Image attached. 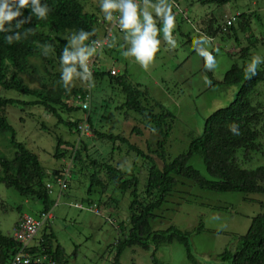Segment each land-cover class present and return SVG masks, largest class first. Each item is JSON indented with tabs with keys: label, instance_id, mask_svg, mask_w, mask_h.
Returning a JSON list of instances; mask_svg holds the SVG:
<instances>
[{
	"label": "trees",
	"instance_id": "16d2710c",
	"mask_svg": "<svg viewBox=\"0 0 264 264\" xmlns=\"http://www.w3.org/2000/svg\"><path fill=\"white\" fill-rule=\"evenodd\" d=\"M94 1L100 3V0H41L52 9L46 19H39L33 15L30 23L23 24L18 29L15 28L16 21L11 22L14 31L22 34L20 40L9 44L6 35L12 33L0 31V86L33 97L31 101L23 102L0 95V135L4 136L10 147L15 150L12 157L4 156L0 152V185L15 190L28 203H39L42 207L39 211L40 216L53 212L56 201L49 193L47 184H52L48 183L51 177L56 183L60 170L47 172L40 157L18 140L15 128L5 115L7 107L16 104L42 107L58 120V124H55L56 129L64 125L68 132L76 137L73 141H66L63 136L57 135L54 154L56 159H63L67 161L66 164L69 162L72 164L65 191H72L73 185H76L78 191L85 192L87 196L84 200L86 203L81 202L82 208L76 207V203L72 206L80 211L86 210L102 215L105 221L115 225L112 212L118 208L120 202L113 193L119 191L123 195L126 193L130 195L129 216L127 221H123L118 227L120 236L116 242L113 263L121 264V255L127 248L140 247L157 252L162 246L174 242L183 245L188 259L196 263L191 241L192 232L183 231L176 226L155 230L152 227V220L159 217L157 212L177 192L180 179L191 180L200 189L217 193L264 195V165L255 169L243 168L244 163L256 158L254 155L264 157V63L258 64L257 74L251 78L245 74L249 63L244 62L243 57L239 59L243 63L239 64L237 60L222 79H216L211 72L205 71V78L211 81L213 86L217 84L239 86V90L229 105L204 118L202 131L197 133L188 130L186 136L190 143L187 151L168 161L165 147L176 125V116L169 108L150 100L148 93L143 90L144 85L130 78L128 68H124V72L113 73L99 66L95 70L93 87L99 86L107 78L114 89L111 96L118 99L115 109L126 113V121L130 119L135 121L136 126L130 133L138 138L146 133L156 135V149L151 148L150 143L143 149L139 144L132 143L126 138L124 133L107 134L95 127L91 123L90 111L77 106L74 99L77 94L82 98L89 91V88H86L87 82L81 80V86L73 82L68 89L63 86L60 56L68 43L65 37L71 36L79 29L89 32L95 30V35L85 42L90 44L93 40L107 35L111 21L105 20L100 6ZM238 1L245 0H197L207 9L210 8L207 29L212 27V32L207 33L209 36L214 37L218 32L219 10L226 4ZM175 2L179 3L180 0ZM172 10L176 19L175 11L181 9L176 7ZM22 11L23 16L19 19L31 14L30 9ZM116 14L118 13H114V19ZM263 15L264 13L260 15L258 11L242 14L239 24L231 28L232 35L235 36L238 31L243 30L244 22L248 23L251 17L260 19ZM9 26L5 24V28ZM161 27L160 23L158 28ZM29 29H32L34 34L29 33L25 37L23 34ZM181 31V25H178L176 30L174 28L173 38L176 39L177 45L188 44L187 38L191 35L185 34L187 38L184 39ZM161 33L162 31L158 37L160 40ZM125 35V32L118 33L110 40L104 52L109 59L118 62L117 60L121 59L119 54L130 47L124 39ZM178 36L183 43H179ZM117 40L123 41V47L121 46L123 51L119 48ZM253 43L264 46V40L259 38H254ZM45 44H51L54 48L47 56L43 54L41 47ZM249 51L250 47L240 48L239 54L250 55ZM34 60L41 62L44 71L47 72L50 87L46 82L40 89L31 88L26 83L25 77L36 71ZM98 60L100 62V58ZM70 98L73 99L66 101ZM76 111H82L84 119H75L73 113ZM234 123L238 126V135L230 131ZM87 124L93 132L92 137H86L80 129V126L85 127ZM43 127L46 125L43 124ZM75 144L77 150L73 152ZM110 144L111 151L102 153V147L108 148ZM116 152L122 156L116 159L114 155ZM196 155L203 160L208 177L202 175L190 163ZM143 177L145 185L139 190ZM66 196L71 199L69 193ZM92 206L95 207L91 208ZM14 208L0 193V211L7 213ZM105 211L107 216L104 214ZM21 215L20 218L23 219L26 214ZM19 224L16 223L14 228ZM49 228L50 220L41 230L42 238L39 239L37 235L34 237L29 253L31 256H46V262L52 260L57 264H67L64 248L56 235L48 231ZM203 230L204 227L201 226L196 232ZM21 247L13 236L0 234V264H6L8 261L13 264L14 257ZM218 261V264H264V213L253 218L247 233L237 236L235 246L220 253ZM46 262L43 264H47Z\"/></svg>",
	"mask_w": 264,
	"mask_h": 264
},
{
	"label": "rangeland",
	"instance_id": "374dc122",
	"mask_svg": "<svg viewBox=\"0 0 264 264\" xmlns=\"http://www.w3.org/2000/svg\"><path fill=\"white\" fill-rule=\"evenodd\" d=\"M185 5L190 4V16L198 18L204 16L205 5L196 1L184 0ZM94 3L100 6L98 1ZM193 4H197L193 6ZM239 6H249L252 11L264 13V0L238 1ZM184 4H182L183 6ZM193 9V10H192ZM239 9H242L241 7ZM152 11L151 9H149ZM175 30L181 25L182 33L188 34L192 25L183 20L179 11L175 13ZM221 13V15H223ZM153 15L155 13L153 12ZM197 19V20H198ZM158 27V24H157ZM255 38L264 40V15L258 19L252 17L246 28ZM161 33V46L156 58L149 68L145 70L134 57L119 54L121 59L113 61L105 53L100 54L99 66L117 71L128 68L130 78L141 85L148 93L150 100L157 101L173 111L176 116V125L167 141L165 153L168 161L187 151L190 139L186 136L188 130L199 133L203 129V121L216 110L229 105L235 98L239 86H213L212 82L207 84L203 69L211 72L216 79H222L234 65V60L225 52L229 51L231 45L225 50L214 45H205L208 51L215 57V67L208 70L205 67V60L198 53H191L193 46L185 43L182 48L179 44L173 48L168 45ZM193 39L200 36L191 31ZM240 42L250 47V53H256L264 61V46L255 45L254 39L250 42L244 39L245 33L241 31ZM245 40V41H244ZM119 48L123 47V41L117 40ZM179 43H183L178 36ZM122 50V49H121ZM123 51V50H122ZM214 51V53H213ZM233 52L232 49L230 53ZM117 55V53H115ZM36 71L25 77L26 83L31 88L40 89L44 82L51 84L48 74L39 61H33ZM104 68V67H103ZM104 68V69H106ZM217 81V80H216ZM82 81L76 79L75 85L81 86ZM117 91V90H115ZM114 89L106 78L99 86H92V97L90 102L91 123L102 132L107 134H122L129 138L132 143H137L143 149L150 143L151 148H157V137L152 133L138 138L130 133L136 126L135 121H126V113L119 112L115 97L111 94ZM118 92V91H117ZM0 95L6 98L29 102L33 97L23 95L15 90L4 89L0 86ZM5 115L17 132V138L27 147L36 153L47 170L62 169L66 160L54 157L57 142L56 136H63L66 141H73L76 137L70 134L64 125L55 128L58 120L50 115L42 107H28L22 104L8 106ZM130 116V115H129ZM75 119H84L82 111L73 113ZM43 124L46 127H43ZM93 134V132H92ZM111 146V148H110ZM11 148L7 139L0 135V152L7 157H12L15 150ZM112 145L103 146L101 152L111 151ZM119 152H116L117 159ZM243 164L245 169H255L264 165V157H257ZM202 175L208 177L203 160L196 155L190 162ZM131 164V163H129ZM146 174V172H144ZM144 175V174H143ZM48 183H53L54 193L52 198L56 201L52 218L50 219L52 231L66 253L67 264H114L113 258L116 249V242L120 236L118 227L129 216V204L131 201L129 193L114 192L119 200L118 208L113 211L112 220L115 225L105 221L102 215L90 211H80L72 206L76 202H85V192L78 191L73 185L72 191H65L59 199V188L51 177ZM88 185V182H86ZM145 185V178H141L139 190ZM0 193L5 197L6 202L15 207L9 212L0 214V234L14 237L15 224L21 223L23 214L38 217L41 205L39 203H28L15 190L0 185ZM71 195L69 199L66 195ZM86 203V202H85ZM19 207L22 211L19 212ZM264 213V195H245L239 192L217 193L200 189L194 182L187 179H180L177 192L169 198V201L157 212L159 217L152 220V227L155 230H165L176 226L183 231L192 232V246L197 262L193 263L187 257L183 245L174 242L171 245L162 246L155 252L153 249L144 250L140 247L127 248L121 255V264H218V255L226 248L235 246L237 236L247 233L252 220L258 214ZM107 216V211L104 213ZM204 227L201 232H196L199 227ZM43 231L38 234L42 238ZM6 264H12L8 261Z\"/></svg>",
	"mask_w": 264,
	"mask_h": 264
},
{
	"label": "clouds",
	"instance_id": "9594fccd",
	"mask_svg": "<svg viewBox=\"0 0 264 264\" xmlns=\"http://www.w3.org/2000/svg\"><path fill=\"white\" fill-rule=\"evenodd\" d=\"M188 1L197 2V0ZM182 4L184 5L182 6ZM195 5L193 4V6ZM176 7L181 9L179 11L182 14L181 18L194 27L188 32V34H190L191 31H194L195 34L200 36L198 39L194 40L192 35L190 37L186 34L188 36L187 38L185 37V33H182L181 31L183 38L185 37L189 39L188 44L193 46L191 53L193 55L198 53L202 56L203 60H205V67L208 70L213 69L216 64L215 57L208 51L207 47H205V45H210V43H212L214 48L219 47L222 50H225L228 45H231L232 47L229 48V51L225 50V52L234 60V63L243 57L244 62L246 61L249 63L245 69L246 76L251 78V76H255L257 74L258 64L264 63V61L261 62V57H259L256 53H250V55H245V53H243V55L239 54L240 48L245 49L249 47L246 46L245 42H240L239 38H241V36L239 33L243 31L245 33L244 39L248 42L255 38L246 29L252 17L248 23L244 22L245 25L243 30L238 31L235 36L231 33L232 26H237V24H239L242 14H250L252 10L249 6H239L238 3H229L224 5L219 10L220 16H217L219 19V23L217 25L218 32L214 37H211L207 34L208 32H212V27L207 29L209 27L207 20L211 15L210 8L203 10L205 15L199 16L198 19L197 17L194 18L189 15L191 13V7L190 4L185 5L184 0H180L179 3L175 2V0H100V9L104 13L105 20L111 21L107 35L105 34L106 36L103 35L102 38L93 40L90 44H86L85 42L88 41L90 37L95 35V30L89 32L84 29H79L78 31L73 32L71 36L65 37L68 40V43L64 47L60 56V62L62 65L61 81L65 89H68L71 85H73V82L76 79L87 82L86 88L88 87L89 91L82 98L81 96H78L79 94H77L78 97H73L76 104L79 98L84 100L87 95H90L91 102L94 74L100 63L98 62V59L100 58V54L105 52V48H107L110 40L114 39L118 33L125 32L126 35L124 39L127 44L130 45L127 51L123 53L124 56L134 57L145 70H147L149 65L154 62L156 54L160 50L161 40L158 37L161 31L164 34V41L171 47L175 48L176 39L172 36V31L175 28V15L173 14L172 9ZM240 7L242 9H239ZM24 9H30L31 14L26 18L19 19L23 16L22 10ZM51 11L52 9L48 6V4L42 3L41 0H0V31L12 33L10 35H6L7 43L11 44L13 41H18L22 37V34L19 31H14L11 26V22L16 21L15 28L18 29L23 24L30 23L33 15L39 19H46ZM153 12L155 15H153ZM223 12L224 14L221 15ZM114 13H118L115 15V19ZM6 23L10 25L8 28H5ZM160 23L162 24V27L158 28L157 24L159 25ZM29 33L34 34L33 30L29 29L28 32L23 35L26 37ZM184 45L185 44H180L182 48H184ZM41 47L45 56H47L50 51H54L51 44H45ZM231 49L233 52L230 53ZM242 63L243 61L239 60V64ZM103 67L106 68L105 66ZM106 70L111 71L110 67L106 68ZM202 71L205 72L207 70L203 69ZM111 72L114 73L119 71L115 69ZM202 77L205 78L204 75ZM205 82L207 84L211 83V81H208L207 78H205ZM73 98L67 99L66 101ZM77 106L80 105L77 104ZM90 109L91 108L89 107L88 110L90 111ZM87 126L89 127V134L84 135L86 137H92L93 134L90 125L87 124ZM230 131H232L233 134H239L238 126L235 123L231 126ZM76 150L77 147L75 144L73 152ZM69 165L71 171V162L67 163L62 169L67 168ZM62 169L59 170L61 171ZM58 188L60 199L66 189L62 190L59 185ZM47 189L50 194H53V183L51 184L50 189L47 184ZM76 204L82 206L81 202H76ZM93 207L95 206H92L91 208ZM48 215H50V218H48ZM25 216L29 215L26 214ZM43 216L46 220L40 231L45 227L47 221L52 218L51 212L36 218H42Z\"/></svg>",
	"mask_w": 264,
	"mask_h": 264
},
{
	"label": "built area",
	"instance_id": "2783aa9c",
	"mask_svg": "<svg viewBox=\"0 0 264 264\" xmlns=\"http://www.w3.org/2000/svg\"><path fill=\"white\" fill-rule=\"evenodd\" d=\"M77 104L82 106L83 109L88 110L90 107V95H87L84 100L79 98ZM82 133L88 135L89 127L86 125L80 126ZM70 176V165L67 168H64L60 171L59 175L56 177V183L60 186L62 190L67 188V179ZM48 188H51V184H48ZM76 207L82 208L81 205L76 204ZM50 218V215H48ZM46 218H36L32 216H25L22 219V222L15 229L14 239L17 240L21 245V250L15 255L13 264H43L46 259V256H31L29 253V248L34 237L38 234L42 228ZM47 264H57L52 260H48Z\"/></svg>",
	"mask_w": 264,
	"mask_h": 264
}]
</instances>
